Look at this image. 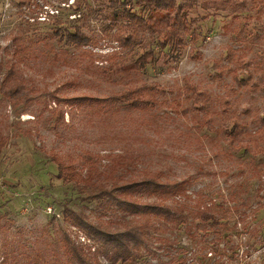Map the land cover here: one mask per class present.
I'll return each mask as SVG.
<instances>
[{
  "label": "rangeland",
  "instance_id": "obj_1",
  "mask_svg": "<svg viewBox=\"0 0 264 264\" xmlns=\"http://www.w3.org/2000/svg\"><path fill=\"white\" fill-rule=\"evenodd\" d=\"M77 1L78 12L74 0H0V80L14 63L25 83L0 105V137H7L0 154V264H71L59 240L65 232L96 248L63 221L66 205L93 222L123 217L114 204L104 206L59 178L52 154L83 176L91 170L109 182L114 159L115 177L148 169L162 171L165 181H184L186 192L165 202L186 220L148 227L134 264H264V6L231 0L237 4L231 11L216 0H178L196 6L183 56L126 75L121 65L156 35L123 45L125 20L114 19L108 0ZM75 16L91 37L80 48L56 33ZM136 85L153 88L154 106L114 98ZM83 95L82 105L66 100Z\"/></svg>",
  "mask_w": 264,
  "mask_h": 264
},
{
  "label": "trees",
  "instance_id": "obj_2",
  "mask_svg": "<svg viewBox=\"0 0 264 264\" xmlns=\"http://www.w3.org/2000/svg\"><path fill=\"white\" fill-rule=\"evenodd\" d=\"M130 1H134V5L129 4ZM254 1L259 4L260 8L264 6V0ZM108 2V5L114 8L112 14L114 19L124 18L125 20L118 33V40L123 45L143 42L142 37L146 33L156 35L153 37L155 40L151 46L144 47L138 58L121 65V70L126 75L139 72L150 62H159L160 59H164V62L168 64L180 60L187 46L185 35L191 30L189 16L195 10V1L187 3L178 0H108ZM255 2L253 3L255 4ZM214 5L222 9H231V11L237 9V4L232 3L231 0H216ZM70 6L77 12L80 10L77 0H74ZM79 17L75 16L69 24L56 31L65 39L66 44L78 48L88 45L91 41V37L83 31L82 25L75 23ZM57 22L63 23L64 21L57 19ZM155 44L158 46V51L154 47ZM16 74V65L12 63L2 75L0 105L5 99L13 98L24 89L25 83ZM154 93L153 88L149 92L146 87L136 85L114 98L124 100L131 107L147 108L154 106L157 102ZM87 99L88 97L84 95L66 98L68 102L78 101L79 105L87 102ZM194 99L195 101L200 100L199 96ZM237 124L239 123L234 122L235 129L231 132L236 130ZM227 136L235 138L232 133ZM6 144L7 137H0V154ZM240 148L250 151V147L247 145H240ZM51 159L56 164L59 178L78 183L80 189L89 198L99 199L104 206L114 204L119 211L123 212V217L119 220L114 219L105 221V223L104 221L93 222L85 213L77 212L66 205L62 209L63 221L77 227L90 240L97 243V247L92 250V247L87 243L75 242L65 232L59 240L63 247V255L71 264H105L100 262V256L106 259V264H125L127 262L134 264L140 248L150 233L148 227L152 226L157 229L156 224L179 223L186 220L185 216L179 214L181 209H173L165 202L171 196H178L186 192L184 181H165L163 172L160 170L144 169L138 175L115 177L119 167L117 164L120 162H116L117 160L114 159L113 168L108 173L113 176L109 182L96 178L91 170H88L85 176L81 175L74 163L65 161L58 154H52ZM139 194H144L148 199L153 197V199L142 203L138 199ZM197 213L203 219V211ZM139 220H143V222Z\"/></svg>",
  "mask_w": 264,
  "mask_h": 264
},
{
  "label": "built area",
  "instance_id": "obj_3",
  "mask_svg": "<svg viewBox=\"0 0 264 264\" xmlns=\"http://www.w3.org/2000/svg\"><path fill=\"white\" fill-rule=\"evenodd\" d=\"M54 13V12H53ZM44 20H45V18H44ZM75 228V227H74ZM79 239L81 240V241H84L85 240V238L84 237H82L81 235L79 236Z\"/></svg>",
  "mask_w": 264,
  "mask_h": 264
}]
</instances>
